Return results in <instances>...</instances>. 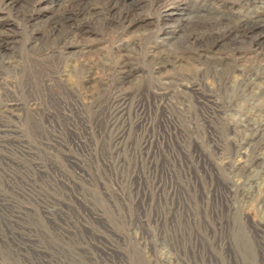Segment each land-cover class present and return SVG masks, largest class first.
Returning a JSON list of instances; mask_svg holds the SVG:
<instances>
[{"label": "bare ground", "instance_id": "bare-ground-1", "mask_svg": "<svg viewBox=\"0 0 264 264\" xmlns=\"http://www.w3.org/2000/svg\"><path fill=\"white\" fill-rule=\"evenodd\" d=\"M135 1L64 0L39 22L33 18L34 6L15 15L32 35L50 41L39 52L62 53L70 47L83 53L86 30L93 24L102 27V14L118 26H140L144 15L137 13L142 7ZM184 1L143 4L164 23L147 51L157 70L205 60L194 73L164 82L167 88H152L145 96L144 123L141 109H134L135 177L121 184L124 194L66 197L34 216L0 211L3 257L18 264H264V0H188V8L180 9L177 3ZM14 3L0 0V10L10 12ZM202 11L209 16L208 26L195 22ZM177 32H182L183 48L173 46ZM11 40L12 30L0 23V52ZM220 47L224 54L219 59L204 54ZM127 58L118 57L111 72L123 74ZM41 74L30 72L31 79L44 84ZM140 95L138 90L131 94L132 107L140 106ZM184 96L189 103L179 101ZM119 101L114 100L109 119L113 151L124 146L116 128L123 111ZM12 103L0 102L1 116L16 111ZM50 109L55 117L46 113L41 123H27L38 140L36 172H52L63 164L72 173L67 148L44 136L47 131L69 135L77 124L64 108ZM70 140L66 143L72 148Z\"/></svg>", "mask_w": 264, "mask_h": 264}, {"label": "rangeland", "instance_id": "rangeland-1", "mask_svg": "<svg viewBox=\"0 0 264 264\" xmlns=\"http://www.w3.org/2000/svg\"><path fill=\"white\" fill-rule=\"evenodd\" d=\"M63 1L14 0L10 12L0 10V23L12 30L10 44L0 52V102L3 99L11 100L13 103L8 105L16 106V111L8 114V117L0 115V211L5 214L34 216L45 205H52V201L62 202L66 197L99 198L111 197L115 193L124 194L120 190L121 184L128 176L135 177L132 174L135 166L133 149L138 137L132 125L134 109H141L140 121L144 123L148 102L145 96L150 95L152 88H167L164 82L194 73L205 60L199 57L192 61L167 64L157 70L147 51L156 41V35L160 34L164 23L157 22L153 12L146 11L143 7L145 0H127L135 1L142 7L137 11L144 15V22L140 26L126 27L125 24V27H119L114 18H106L102 14V27L99 24L83 25L88 27L86 52L76 53L78 49L69 47L62 53L54 50L51 54H43L39 49L49 46L50 41L47 43L40 36L32 35L30 27L23 28V21L16 18L15 13L34 6L33 18L39 22L52 14ZM186 1L177 3L178 7L188 8L191 3ZM203 11L199 12L200 16L195 22L208 26L209 16ZM176 34L173 46L183 48L182 32ZM223 51L220 47L204 54L219 59ZM120 56L128 57L129 65L123 74L116 75L111 72V67ZM7 57H11L8 64L3 61ZM224 61L223 64H232V61ZM34 69L41 70L44 84L40 79H31L30 72ZM29 87L33 89L32 92ZM135 90L141 93L138 108L132 107L131 94ZM115 99H120L118 107L121 106L123 110L118 115L116 128L123 134L121 140L124 146L117 151H113L114 130L109 126ZM179 101L189 103V98L184 96ZM50 107H55L56 111L64 108L69 121L77 124V131L71 129L69 135L47 131L44 136L48 139L53 136L61 146L67 148L65 158L71 163L75 177L63 164L52 172L48 169L40 175L36 172L38 153L35 142L38 140L28 132L27 123H41L46 113L55 117V111ZM241 107L239 105L238 109ZM70 139L73 142L70 143L75 144L72 148L66 143ZM66 177L75 179L67 183ZM257 184H261L260 180ZM60 192L68 194L61 196ZM65 204L73 207L71 203ZM0 258L2 264H18L2 254Z\"/></svg>", "mask_w": 264, "mask_h": 264}]
</instances>
